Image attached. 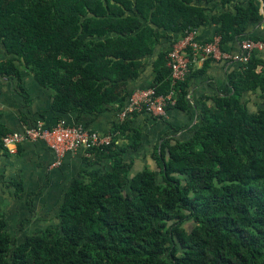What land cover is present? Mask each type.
I'll return each mask as SVG.
<instances>
[{"label":"trees","instance_id":"1","mask_svg":"<svg viewBox=\"0 0 264 264\" xmlns=\"http://www.w3.org/2000/svg\"><path fill=\"white\" fill-rule=\"evenodd\" d=\"M213 1L222 11L209 15L203 3ZM261 21L258 0H0V76L19 82L23 70L49 90L55 122L107 109L116 116L127 83L148 64L149 87L169 90L161 40L168 48L211 22L222 50L235 40L264 43L245 35ZM189 77L165 112L187 110ZM229 86L224 96H202L192 131L164 134L151 165L137 170L135 114L115 120L110 143L84 152L54 224L30 232L31 220H19L12 231L0 213V264H264V62L256 52ZM8 132L0 125V138ZM10 185L19 198L20 180Z\"/></svg>","mask_w":264,"mask_h":264},{"label":"crops","instance_id":"2","mask_svg":"<svg viewBox=\"0 0 264 264\" xmlns=\"http://www.w3.org/2000/svg\"><path fill=\"white\" fill-rule=\"evenodd\" d=\"M214 2L203 3V8L209 15L222 11L219 5L213 7ZM225 10L233 12L232 5H227ZM216 27L209 22L197 29L198 40L209 41L215 36ZM245 35L263 37L264 19L258 25H248ZM161 42L160 50L168 49L167 40L163 39ZM240 42L241 40H235L225 48L231 54L237 55L240 53ZM254 52L264 62V46ZM5 58L0 43V62ZM239 67L240 64L233 61H206L203 73L197 72L200 67H193L189 71L186 111H166L165 116L160 120L142 112L135 114L130 126L140 130L143 145L134 155L133 169H138L136 165L140 160H146L145 164L151 165L149 157L151 149L160 142L164 134L172 135L174 130L178 138L187 136L197 123V112L200 109L198 102L201 97L224 96L230 93L229 74L237 71ZM151 75L152 69L148 64L139 77L127 83L126 89L129 94L147 88L151 84ZM51 96L49 90L38 86L23 70H20L19 82L14 78L0 76V125L7 129L8 133L20 132L24 125L21 117H24L29 122L41 120L44 125L51 126L56 118V115L50 111ZM250 101L256 99L250 96ZM115 120V112L111 109H107L95 118L80 116L77 119L72 114L63 117L65 124L85 125L101 134H108ZM83 157L85 153L77 150L65 154L60 164L55 165L53 153L41 141L23 142L15 147L13 153L0 146V213L5 220H18V222L19 220H54L62 193L83 168ZM14 180L21 182L22 192L19 198L14 197V189L10 185Z\"/></svg>","mask_w":264,"mask_h":264},{"label":"built area","instance_id":"3","mask_svg":"<svg viewBox=\"0 0 264 264\" xmlns=\"http://www.w3.org/2000/svg\"><path fill=\"white\" fill-rule=\"evenodd\" d=\"M263 46V42L245 39L239 43L240 53L233 55L222 50L218 36H213L209 41H201L198 40L195 30L185 31L171 42L166 51L165 67L169 71V90L164 94H156L155 89L148 86L131 92L126 104L116 113L115 119L122 122L141 112L155 118H163L166 106L175 104L174 87L188 76L191 68L200 67L206 61H233L241 65L247 62L253 51ZM36 141L45 144L54 155L55 165H59L65 154L77 150L88 152L106 146L110 143L111 136L80 125H68L63 121L46 126L41 120H36L31 126H23L20 132H10L2 136L0 146L13 153L17 145Z\"/></svg>","mask_w":264,"mask_h":264},{"label":"rangeland","instance_id":"4","mask_svg":"<svg viewBox=\"0 0 264 264\" xmlns=\"http://www.w3.org/2000/svg\"><path fill=\"white\" fill-rule=\"evenodd\" d=\"M256 102H259V101L257 100ZM145 162H146V160H142V161L140 160L137 163L136 168L139 169L140 165L145 164ZM54 222H55V220H33V221H30L31 224L30 223L26 224L24 229L26 231H30V232L37 231L39 229L44 228L47 225L54 224ZM8 225L12 231H15V229L17 228V225H18V220H8Z\"/></svg>","mask_w":264,"mask_h":264},{"label":"water","instance_id":"5","mask_svg":"<svg viewBox=\"0 0 264 264\" xmlns=\"http://www.w3.org/2000/svg\"><path fill=\"white\" fill-rule=\"evenodd\" d=\"M258 2H259V13L262 15V19H264V14H263V12H262V0H258Z\"/></svg>","mask_w":264,"mask_h":264}]
</instances>
